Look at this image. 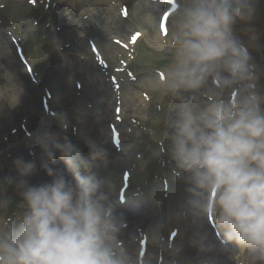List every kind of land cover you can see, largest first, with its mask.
<instances>
[{
	"label": "clouds",
	"instance_id": "obj_1",
	"mask_svg": "<svg viewBox=\"0 0 264 264\" xmlns=\"http://www.w3.org/2000/svg\"><path fill=\"white\" fill-rule=\"evenodd\" d=\"M258 2L175 0L150 24L173 50L159 83L180 100L164 139L176 177L187 185L185 203L264 264V72L234 30L238 21L255 19ZM165 14L167 31L159 27ZM248 31L252 41L259 39L254 28ZM54 118L56 128L42 121V130L30 138L51 179L30 183L36 161L23 157L13 160L16 176L0 178V264H139L122 239L127 221L118 211L122 201L114 195V181L91 171L95 161L107 162V141L84 137L85 157L62 135L66 115ZM57 154L64 170L52 166ZM8 187L21 197L18 223L3 211L12 202ZM200 264H211V258Z\"/></svg>",
	"mask_w": 264,
	"mask_h": 264
},
{
	"label": "rangeland",
	"instance_id": "obj_2",
	"mask_svg": "<svg viewBox=\"0 0 264 264\" xmlns=\"http://www.w3.org/2000/svg\"><path fill=\"white\" fill-rule=\"evenodd\" d=\"M171 5L168 0H35L34 4L30 0H0V34L13 43V51L29 81L39 90V105L48 125L56 128L58 120L54 117L66 115L68 128L62 135H67L85 157L89 148L84 137L98 142L100 139L87 121L88 113L92 121L100 120L102 114L93 99L83 93L82 68L92 61L98 71L106 73L104 82L113 91V98L109 99L113 106L107 110L114 115L106 123L109 156L106 163L95 161L91 171L114 181V195L122 201L118 211L126 221L130 214L142 221L143 227L137 235L129 234L127 222L122 236L130 250L140 257L139 264H200L201 259L212 256L206 250L198 251L194 243L180 246L184 233L197 226L189 224L190 207L185 203L187 185L176 177L164 139V133L169 131L168 120L175 116L180 104L168 91V85L159 83L172 62L173 50L164 47L163 37L150 24L151 16L158 19ZM250 27L259 37L257 41L250 39ZM136 30L142 33L136 42H123ZM234 30L249 46L254 62L264 72V0L257 4L255 19L250 24L238 21ZM73 60H78L77 66ZM31 69L35 73L30 74ZM7 71L0 68V130L10 133L12 124L16 123L22 133H27V121L12 119L17 113L12 107L14 100L6 97L2 80L14 77ZM259 83L264 86V75ZM17 85L21 87L20 82ZM84 99L88 100L87 104ZM134 100L141 106L137 113L132 112ZM114 131L120 134L119 145L112 142ZM34 136L35 133L24 134L23 139L16 141H10V137L7 144L0 145V178L16 176L13 166L16 157L36 161L33 175L43 172L39 162L41 149L30 147V138ZM30 150L35 154L30 155ZM52 166L65 169L59 154ZM169 182H174L176 188L169 189ZM124 192V198H120ZM7 194L12 202L3 211L11 216L13 223H18L23 213L21 197L13 187H8ZM135 205L139 207L137 211ZM204 218L219 243L231 251L228 264H249L243 252L246 248L228 240L214 220L209 222L210 217ZM198 239L193 234L192 242L204 245ZM141 241L146 247L141 246ZM188 248L196 253L187 259L182 252Z\"/></svg>",
	"mask_w": 264,
	"mask_h": 264
},
{
	"label": "bare ground",
	"instance_id": "obj_3",
	"mask_svg": "<svg viewBox=\"0 0 264 264\" xmlns=\"http://www.w3.org/2000/svg\"><path fill=\"white\" fill-rule=\"evenodd\" d=\"M5 32V31H4ZM3 33V32H2ZM4 34V33H3ZM57 35V33L55 32ZM59 35V34H58ZM157 42V41H155ZM73 62H76V66L78 63V60H73ZM0 68L4 69L5 72L7 71L8 74H13L14 78L5 77L2 80L3 89L5 91V95L8 98H12L14 100V103L12 107L17 112L14 117L12 118L15 121H18V119H22L24 121H27L29 124V131L27 133H22L21 130L16 126L15 124H12L13 128L11 129L10 133L4 129V132L0 130V145L4 143L7 144L10 141H16L23 139L24 134H36L38 131H41V122L46 121L47 117L45 115V112L43 108L39 105V97H38V89L37 87L29 81L28 74L25 73L26 71L23 70V66H21L19 58L17 55H15L13 51V43L10 41V39L7 36H2L0 34ZM83 63V62H81ZM80 65V64H78ZM93 65V67H91ZM93 68V71L90 73V69ZM89 69V71H88ZM85 71V84H84V90L89 97L93 99L94 104L96 105V108L99 109V114H102V117L100 120H93L91 114L88 113V123L90 126H94V131L98 133L100 136L99 142L107 141L106 138V123L114 118L113 113H111L109 110L111 106H113V102H111L109 99L113 98V91L108 88V85L104 82V78L107 77L106 73L103 71L101 72L97 70V68L94 66L92 61L90 63L86 62L85 67L82 68V72ZM106 75V77H105ZM19 82L21 83V87H19ZM189 95V100L192 103H196V101L191 100V95ZM17 98V99H16ZM142 100V98H140ZM140 100V101H141ZM86 104L88 103V100H83ZM136 100H134L131 103V106L133 107L132 112L137 113L139 111V108L141 107ZM180 102V100H179ZM85 104V105H86ZM108 105V106H107ZM87 106V105H86ZM20 130V132H19ZM104 147L108 148V142L104 144ZM113 147H115L113 145ZM42 153V151H40ZM27 156V155H26ZM25 156V158H27ZM40 162V161H39ZM56 168V167H55ZM43 172L34 174L30 177V183L37 184L41 182L49 181L51 178L47 176V174L42 170ZM169 189H175L176 184L174 182H169ZM132 201L129 202V204ZM128 204V205H129ZM139 207L137 205L134 206V211H137ZM202 213H199L197 210L192 209L191 207L188 210V216H189V224L191 226H197L196 228L190 229V231L184 233V236L182 238V241H180V246H189L191 245L193 240V234H196L199 236L198 240H202L204 242V249L210 253L212 256L211 258V264H228L231 260V251H229L226 247H224L222 244L219 243L218 239L215 237L213 233V228L211 225L207 224V220L205 221V218ZM129 226H128V232L132 236L134 234H138L140 230L143 227L142 221L138 218V216H134V214H130L128 216ZM177 225V224H176ZM172 226V225H171ZM174 230V229H172ZM177 231V229H176ZM187 238H190V242ZM206 244V245H205ZM244 252V255L247 257V260L249 261V264H259L258 261H255L252 254L246 249ZM185 253L184 257L187 256V259L191 255H195L196 250L192 248L186 249V251L182 252ZM196 259H194L195 261ZM192 261V260H189Z\"/></svg>",
	"mask_w": 264,
	"mask_h": 264
},
{
	"label": "snow or ice",
	"instance_id": "obj_4",
	"mask_svg": "<svg viewBox=\"0 0 264 264\" xmlns=\"http://www.w3.org/2000/svg\"><path fill=\"white\" fill-rule=\"evenodd\" d=\"M31 3H35V0H30ZM168 3H171V0H168ZM167 15L165 14V19H166ZM161 27L164 29V25L162 24ZM166 31V29H164ZM94 47V46H93ZM101 63H103V61H101ZM119 71V69H118Z\"/></svg>",
	"mask_w": 264,
	"mask_h": 264
}]
</instances>
